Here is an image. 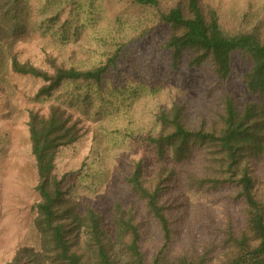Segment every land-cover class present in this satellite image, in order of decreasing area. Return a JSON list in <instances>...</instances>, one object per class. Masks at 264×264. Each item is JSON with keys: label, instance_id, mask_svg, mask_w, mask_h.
Segmentation results:
<instances>
[{"label": "trees", "instance_id": "16d2710c", "mask_svg": "<svg viewBox=\"0 0 264 264\" xmlns=\"http://www.w3.org/2000/svg\"><path fill=\"white\" fill-rule=\"evenodd\" d=\"M131 2L155 9L173 64L186 59L189 67H210L213 87L220 88L217 107L193 108L198 117L186 101L160 107L158 130L139 138L152 157L133 160L125 177L131 202L116 200L106 213L70 195L72 171L57 172L61 149L87 126L59 102L29 105L36 240L16 247L4 264H264V173L255 168L264 163V5L251 28L228 32L217 6L203 0H174L166 8L162 0ZM119 51L88 68L67 66L51 53L44 54V66L12 53L9 66L41 81L33 96L38 102L68 84L105 89ZM234 75L247 91L244 101L231 86ZM218 201L222 215L216 219ZM191 202L218 239L195 240L191 232L187 243H178L181 207ZM140 207L146 218L138 214Z\"/></svg>", "mask_w": 264, "mask_h": 264}, {"label": "rangeland", "instance_id": "374dc122", "mask_svg": "<svg viewBox=\"0 0 264 264\" xmlns=\"http://www.w3.org/2000/svg\"><path fill=\"white\" fill-rule=\"evenodd\" d=\"M203 1L217 6L228 32L251 28L263 14L264 0ZM173 2L162 0V5ZM166 34L155 9L131 0H0V264L16 247L36 240L32 226L36 173L25 124L29 105L59 102L87 126L76 142L61 149L57 172L72 171L70 195L106 213L116 200L131 202L125 177L133 160L150 161L151 148L139 138L158 130L155 113L160 107L186 101L193 117L199 116L195 107H217L220 88L213 87L210 67L192 68L186 59L173 64L162 45ZM116 50L119 58L110 73L114 87L108 84L99 91L95 86L68 84L38 102L33 96L41 81L13 73L9 66L12 53L39 66L45 65L44 54L51 53L67 66L88 68ZM232 80L238 98L246 100L239 75ZM255 168L264 173V163ZM181 208L185 211L179 217V244L192 235L195 240L219 238L192 202ZM221 210L218 201L216 219ZM138 214L146 218L141 207ZM198 220L203 225L198 226Z\"/></svg>", "mask_w": 264, "mask_h": 264}]
</instances>
